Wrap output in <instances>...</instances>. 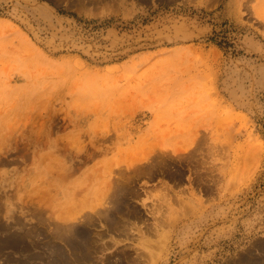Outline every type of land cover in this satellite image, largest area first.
<instances>
[{
  "label": "rangeland",
  "instance_id": "rangeland-1",
  "mask_svg": "<svg viewBox=\"0 0 264 264\" xmlns=\"http://www.w3.org/2000/svg\"><path fill=\"white\" fill-rule=\"evenodd\" d=\"M56 257L264 264V0H0V264Z\"/></svg>",
  "mask_w": 264,
  "mask_h": 264
},
{
  "label": "bare ground",
  "instance_id": "bare-ground-1",
  "mask_svg": "<svg viewBox=\"0 0 264 264\" xmlns=\"http://www.w3.org/2000/svg\"><path fill=\"white\" fill-rule=\"evenodd\" d=\"M141 166V165H140ZM151 166V165H150ZM146 168V167H145ZM136 171V170H135ZM148 171V170H147ZM141 172V171H140ZM152 172V171H151ZM118 183V182H117ZM132 185V184H131ZM119 193V192H118ZM117 193V194H118ZM120 194V193H119ZM74 228V231H72V234H70V236H68V242L71 245V247L73 249H75L76 251V259L74 258V260H76L77 262L80 263H86V261L88 260V258L91 256L89 250L87 249L89 245L90 241H92V237L90 236V232L87 231V228H77L76 226L74 227V225L72 226ZM151 227V226H150ZM86 229V230H85ZM147 229V228H146ZM92 235V234H91ZM101 236V235H100ZM129 236V235H128ZM127 236V237H128ZM79 238V239H78ZM50 244V243H49ZM93 245V244H92ZM92 247V246H91ZM88 247V248H91ZM53 248V246H52ZM96 248V247H93ZM99 249V247H97ZM97 250V249H96ZM92 251V250H91ZM117 261L114 263L115 264H120L121 260L120 258L116 259ZM58 262H61L60 258H53L51 259L48 264H57ZM139 263V262H138ZM135 264V263H133Z\"/></svg>",
  "mask_w": 264,
  "mask_h": 264
}]
</instances>
